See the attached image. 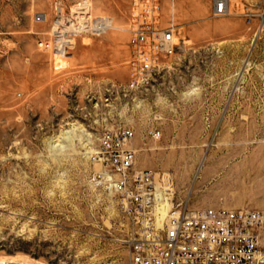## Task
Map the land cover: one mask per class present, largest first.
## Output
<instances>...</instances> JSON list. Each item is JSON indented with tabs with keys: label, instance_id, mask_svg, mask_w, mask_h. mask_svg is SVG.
I'll return each mask as SVG.
<instances>
[{
	"label": "rangeland",
	"instance_id": "374dc122",
	"mask_svg": "<svg viewBox=\"0 0 264 264\" xmlns=\"http://www.w3.org/2000/svg\"><path fill=\"white\" fill-rule=\"evenodd\" d=\"M158 1L178 50L125 96L133 0H0V261L131 264L121 200L94 179L106 130H134L138 166L192 208L264 211V28L246 15L264 0L223 18L213 0ZM86 3L109 29L63 58L56 19Z\"/></svg>",
	"mask_w": 264,
	"mask_h": 264
},
{
	"label": "built area",
	"instance_id": "2783aa9c",
	"mask_svg": "<svg viewBox=\"0 0 264 264\" xmlns=\"http://www.w3.org/2000/svg\"><path fill=\"white\" fill-rule=\"evenodd\" d=\"M133 2L135 24L130 29L129 43L132 73L129 83L120 88L125 96L130 90L151 86L161 72V60L178 50L174 27L156 26L159 1ZM230 3L213 0V15H230ZM59 14L52 45L63 58L80 34L103 33V18H93L87 3L72 15ZM246 15L250 22L262 17L259 29L263 30L264 7L261 15ZM153 136L159 138L161 133L154 132ZM135 138L132 129L106 130L93 156L100 166L95 182L120 198L130 225L126 242L131 264H264V211L192 208L188 201L178 200L172 186L163 184L155 172L138 166Z\"/></svg>",
	"mask_w": 264,
	"mask_h": 264
},
{
	"label": "bare ground",
	"instance_id": "6f19581e",
	"mask_svg": "<svg viewBox=\"0 0 264 264\" xmlns=\"http://www.w3.org/2000/svg\"><path fill=\"white\" fill-rule=\"evenodd\" d=\"M231 1V3H232V0H230ZM230 3V4H231ZM57 27V23H55V27H54V29ZM108 27V24L105 22V21H103V26H102V30H103V33L104 32H106L109 28H107ZM262 31V30H261ZM174 33H175V31H174ZM176 40H177V36H176ZM177 42V41H176ZM177 45H178V43H177ZM194 92V91H193ZM168 190V189H167ZM170 197H172V195L170 194ZM171 205V202H170V204H169V206ZM9 263H14L13 261H11V262H9V261H0V264H9Z\"/></svg>",
	"mask_w": 264,
	"mask_h": 264
}]
</instances>
